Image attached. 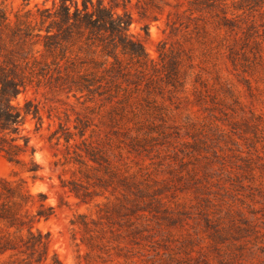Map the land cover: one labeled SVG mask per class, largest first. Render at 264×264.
Masks as SVG:
<instances>
[{
    "label": "trees",
    "instance_id": "1",
    "mask_svg": "<svg viewBox=\"0 0 264 264\" xmlns=\"http://www.w3.org/2000/svg\"><path fill=\"white\" fill-rule=\"evenodd\" d=\"M6 1L0 0V157L20 167L32 180L39 178L41 166L34 159L36 150L27 124L33 122V132L37 133L42 128L43 117L33 99L17 101L33 83L73 97L85 95L89 102L95 97H104L106 103H111L107 117L110 128L120 129L118 126L123 121L133 124L132 128H123L120 132L123 139L115 145L116 154L112 151L110 133L102 139L100 131L90 129L93 124L88 118L78 120L74 127L77 134L60 124L51 134V137L60 134L56 139L62 137L67 150L75 136L79 140L72 147L76 149L74 164L83 182L61 180V187L83 203L102 195V191L114 197V201L102 204L99 222L81 214L70 224L81 228L82 243L90 250L99 251L108 250L101 241L102 229H97L102 220L105 224H115L127 219L128 227L134 224L131 218L155 220L158 225L181 228L192 217L184 207L179 210V203L173 209L164 201L168 198L165 193L171 189L168 181L172 180H151L148 173L137 179V174L130 173L123 162L120 146L132 153L143 148L142 142L154 140L153 134L161 137L169 134L166 109L156 103V95H162L164 89L155 83L162 82L174 91L183 88L186 71L183 74L180 69L184 63L187 70L193 69L195 49L186 47L185 43L202 49L203 56L223 53L234 69L249 77L260 74L257 81L264 82V0H186L185 9L179 0L174 3L137 0L135 8L145 19H154L155 13L161 14L170 8L166 12L168 38L185 32L182 40L169 46L167 42L159 44L158 63L149 59L142 42L129 33L132 16L127 4L130 0H108L111 5H106L105 0H50V7L35 6L34 11L16 12L13 23L7 16ZM36 47L39 50L35 51ZM214 81L218 89H212L211 93L201 75H195V82L202 88L196 91L198 102L206 103L208 99L214 105L218 104L217 96L230 94L218 76ZM249 114V118L243 119L246 128L243 132H252L257 137L261 117ZM185 135L193 139V143H182L185 155L200 161V150L208 146V137H198L201 133L197 131L193 134L187 131ZM211 157L223 159L215 150ZM201 159L206 163L192 164L191 169L179 161L180 170L173 178L184 182L180 192L191 190L195 199L205 197L206 205H200L197 219L204 225L207 251L217 255L218 264H241L239 258L245 251L251 258L256 254L241 241L250 236L261 240L264 234L258 236L255 223L245 219L240 211L231 207L214 208L208 198L213 161L206 156ZM172 171L167 173L172 175ZM54 213V207L46 203V195L33 194L24 179H0V264H61L56 254L49 255V233L33 230L35 223L48 220ZM143 231L146 229L134 228L130 234L135 236ZM223 247L233 248L238 256L227 255ZM256 251L264 256V246L257 247ZM208 252L197 251L200 263L196 264H209Z\"/></svg>",
    "mask_w": 264,
    "mask_h": 264
},
{
    "label": "rangeland",
    "instance_id": "2",
    "mask_svg": "<svg viewBox=\"0 0 264 264\" xmlns=\"http://www.w3.org/2000/svg\"><path fill=\"white\" fill-rule=\"evenodd\" d=\"M168 1L175 2V0ZM179 1L182 3V9H185L186 0ZM136 2L137 0H130L127 4V10L132 16L129 33L142 42L149 59L158 63L159 44L167 42L169 46L182 40L185 32L183 30L176 37L168 38L166 12L170 8H165L161 14L155 13L154 19H145L139 16L135 8ZM104 3L111 5L108 0ZM43 5L50 7L51 1L7 0L4 3L11 23L15 20L16 12L34 11L35 6ZM117 11L121 12V8ZM185 46L195 49L193 69L187 70L186 63L180 69L183 74L186 71L183 76L185 77L183 88L174 91L173 87L165 86L162 82L155 83L156 86L164 89L162 95H156V103L166 109L165 114L168 118L166 126L171 127L167 130L169 134L166 137L153 134L154 140L142 142L143 148H138L132 153H127L125 147L120 146L124 157L123 162L129 167L130 173L137 174V179H140L141 174L148 173L151 180L159 182L172 180L168 181L171 189L165 193L168 198L164 201L173 209L175 203H179V210L184 207L189 216L197 220L195 223L192 218L187 219L181 228L158 225L155 220L145 222L131 218L130 221L134 224L130 227L125 224L127 219L118 220L119 225L118 223L105 224L102 220V225L97 229H102L101 241L108 246V250H90L81 242V228L72 226L70 221L77 215L84 214L88 219L99 222L102 204L107 200L114 201V197L108 191H102V195L95 196L88 203H83L67 189L62 188L61 180L73 179L83 182L81 175L77 172L78 166L74 164L73 152L76 149L72 147L74 143L79 144V140L75 136L74 141H70L71 147L67 150L63 138L56 139L60 134L54 137H51V134L58 129L59 124L68 128L72 134H77L74 127L78 124V120L88 118L93 124L90 129L100 131L102 139L106 133L111 134L108 136L112 139V151L116 154L118 150L115 145L123 139L120 132L123 128H132L133 124L123 121L118 126L121 130L110 128L111 124L107 117L111 110V103H106L104 97H95L92 102H89L85 95L80 97L77 94L73 97L72 94L65 95V93L50 91L43 86L37 87L34 83L28 87L25 94L18 97L17 101L20 103L26 98L33 99L41 110L43 125L40 131L34 133L33 122L27 124V129L31 131V144L36 150L34 159L41 166V170L39 178L32 180L20 167L0 157V179L22 178L33 194L46 195V203L54 207L55 213L48 220L35 223L33 230L49 233L51 240L49 255L56 254L61 264L200 263L197 251L202 249L208 252L204 225L197 219L199 207L206 205L203 201L205 197L195 199L191 190L180 192L184 188V182H178L173 176L178 175L179 161L187 163V169H191L192 164L206 163V160L201 159L203 156L213 161L210 168L212 176L209 179L208 198L214 208L226 210L227 207H231L233 210L240 211L245 219L255 223L259 231L258 236L264 234V82L257 81L262 75L249 77L240 69H234L223 53L219 55L204 53L205 56H203V50L196 45L191 47V44L185 43ZM36 50L39 48L36 47ZM196 74L201 75V80L211 93L212 89H218L214 81L215 76H218L220 81L227 85L230 94L217 96L218 104L213 105L208 99L206 103L198 102L196 91L202 88L195 82ZM244 79L248 81L245 82ZM168 91L173 93L170 94ZM250 112L261 117L258 122L260 132L257 137H254L252 132H243L246 129L243 119L249 118ZM189 123H193L194 126H186ZM90 129L86 132V136ZM187 131L190 134L197 131L201 133L198 137L204 135L209 139L208 146L200 150L202 151L200 161H194L185 155L186 150L182 143H193V139L185 135ZM212 150H215L223 159H212ZM168 170H173L174 173L168 174ZM182 174L185 175V172L183 171ZM172 196H175L173 200H171ZM250 211L256 213L250 214ZM134 228L146 229L149 232L143 231L134 236L130 234ZM23 233L25 234V229ZM116 234L120 236L115 237ZM260 239L255 240L253 236H250L241 241V243L246 242V248H251L256 253L251 258L248 251H245L239 258L241 264H259L260 261H264V256L256 251L257 247L264 246V235ZM107 241H110L109 244ZM259 241H262V244ZM223 248L227 255L238 256V252L233 248ZM207 256L209 264H218L217 255L208 252Z\"/></svg>",
    "mask_w": 264,
    "mask_h": 264
}]
</instances>
